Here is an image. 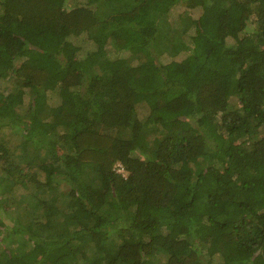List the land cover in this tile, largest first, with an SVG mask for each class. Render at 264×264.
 I'll return each mask as SVG.
<instances>
[{"label": "trees", "instance_id": "1", "mask_svg": "<svg viewBox=\"0 0 264 264\" xmlns=\"http://www.w3.org/2000/svg\"><path fill=\"white\" fill-rule=\"evenodd\" d=\"M0 213V264H264V0H0Z\"/></svg>", "mask_w": 264, "mask_h": 264}, {"label": "rangeland", "instance_id": "2", "mask_svg": "<svg viewBox=\"0 0 264 264\" xmlns=\"http://www.w3.org/2000/svg\"><path fill=\"white\" fill-rule=\"evenodd\" d=\"M192 14L195 17L205 18L204 12L201 9H198V8L197 9H194L192 11ZM171 67H172V72H175V71L179 70V66L177 64H175V63H174V65H171ZM25 101H26V97H25ZM3 205H4V206H2L3 208L8 207L7 203L6 204H3ZM0 215H1V213H0Z\"/></svg>", "mask_w": 264, "mask_h": 264}, {"label": "clouds", "instance_id": "3", "mask_svg": "<svg viewBox=\"0 0 264 264\" xmlns=\"http://www.w3.org/2000/svg\"><path fill=\"white\" fill-rule=\"evenodd\" d=\"M119 167H117L116 166V172H119V173H122V175H123V170H122V172L120 171V165H118Z\"/></svg>", "mask_w": 264, "mask_h": 264}, {"label": "built area", "instance_id": "4", "mask_svg": "<svg viewBox=\"0 0 264 264\" xmlns=\"http://www.w3.org/2000/svg\"><path fill=\"white\" fill-rule=\"evenodd\" d=\"M122 170H123V169H122V167L120 166V171L122 172Z\"/></svg>", "mask_w": 264, "mask_h": 264}]
</instances>
